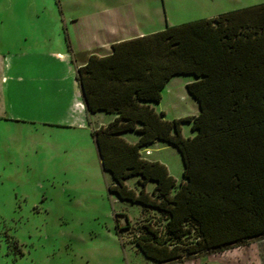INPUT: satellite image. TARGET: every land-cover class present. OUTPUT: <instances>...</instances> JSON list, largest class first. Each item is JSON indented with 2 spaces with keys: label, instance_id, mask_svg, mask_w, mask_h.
<instances>
[{
  "label": "trees",
  "instance_id": "obj_1",
  "mask_svg": "<svg viewBox=\"0 0 264 264\" xmlns=\"http://www.w3.org/2000/svg\"><path fill=\"white\" fill-rule=\"evenodd\" d=\"M175 76L192 77L195 116L152 107ZM76 79L89 114L115 115L91 137L108 191L153 213L134 237L147 260L183 264L264 239V2L115 43ZM157 142L180 153L179 183L143 156Z\"/></svg>",
  "mask_w": 264,
  "mask_h": 264
},
{
  "label": "rangeland",
  "instance_id": "obj_2",
  "mask_svg": "<svg viewBox=\"0 0 264 264\" xmlns=\"http://www.w3.org/2000/svg\"><path fill=\"white\" fill-rule=\"evenodd\" d=\"M263 2L0 0V264H152L134 237L153 213L108 191L112 178L90 128L68 125L76 116L71 53L77 61L87 56L96 33L146 35ZM189 79L175 77L163 90L158 106L166 119L198 113ZM192 134L182 125L184 137ZM150 153L182 180L176 148L158 143ZM183 264H264V239Z\"/></svg>",
  "mask_w": 264,
  "mask_h": 264
},
{
  "label": "crops",
  "instance_id": "obj_3",
  "mask_svg": "<svg viewBox=\"0 0 264 264\" xmlns=\"http://www.w3.org/2000/svg\"><path fill=\"white\" fill-rule=\"evenodd\" d=\"M114 33L115 32L113 31V34H112L113 37L112 38H99L98 34L96 33L93 36V39L88 43V45H86L87 49L84 52L87 53V56L82 57L79 61L74 59L73 58L74 55L71 53L72 60L70 59L71 60L70 63L74 65V70L72 71V72H74V84L72 85V88L74 89V91H76L74 93V101L71 103V108L74 111H76V116L74 118H71V120L67 121L68 125H70V126H72V125L75 126L76 125L77 127H80V128H84V127L87 126V127L90 128V130L92 132L93 130H97V129L101 128V127H105L110 122H112L114 120V118H115V115L106 114V113H103V112H98V113H95V114H89L86 111V109H85L84 97H83V89H82L81 85L79 84V82L76 79L77 70L80 67H83L86 64V62L90 58V56H97V57H100V58L108 56L112 52V45L113 44L121 42V41L129 40V39H132V38H135V37H140V36L144 35L142 33H134L133 35H129L128 37H117L116 34H114ZM57 57H58L59 60H63L64 62L66 61V63H69V58H70L69 55H67V54H57ZM175 77H178V76H175ZM175 77H173L168 82L166 87L170 84V82ZM179 77H185V76H179ZM192 81H193V79L187 80L185 82V88H186V84H188V83H190ZM159 103L152 105V107H154V109H155V111L157 113L163 112L158 106ZM126 139L129 142H131V143H135L137 141V136L135 134H133V135L129 136ZM157 144H158V142L155 143L152 147H156ZM162 145H164V144H162ZM166 146H170V145H166ZM96 149H97V146H96ZM97 152H98V155H99L98 149H97ZM144 152H145V155H146L144 157L146 159H148V157H150L152 155L150 153V148L144 150L142 153H144ZM146 152H147V154H146ZM148 160H150V161H158L159 163L162 164V162L159 161L158 159H148ZM99 162H100V157H99Z\"/></svg>",
  "mask_w": 264,
  "mask_h": 264
},
{
  "label": "built area",
  "instance_id": "obj_4",
  "mask_svg": "<svg viewBox=\"0 0 264 264\" xmlns=\"http://www.w3.org/2000/svg\"><path fill=\"white\" fill-rule=\"evenodd\" d=\"M146 154H147V152H146Z\"/></svg>",
  "mask_w": 264,
  "mask_h": 264
}]
</instances>
